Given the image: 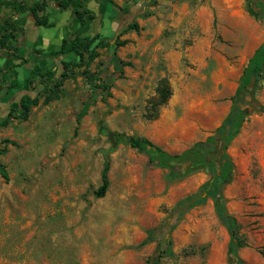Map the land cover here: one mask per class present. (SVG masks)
<instances>
[{"label": "rangeland", "instance_id": "obj_1", "mask_svg": "<svg viewBox=\"0 0 264 264\" xmlns=\"http://www.w3.org/2000/svg\"><path fill=\"white\" fill-rule=\"evenodd\" d=\"M245 5L255 3L245 0ZM87 13L90 17V11ZM146 27L160 36L154 44H165L162 38L173 32L158 20ZM240 29L246 39L223 40V34ZM134 31L118 34L114 40L93 36L104 42L126 41L115 50L117 66L109 61L105 43L95 49L96 56L88 64L73 66L53 91L44 88L52 87L54 80L29 75V89L40 86L34 92L40 93L38 103L25 120L10 118L0 127V142L8 141L0 151V164L7 174L6 178L0 175V264H146L160 252L159 264H237L229 261L228 234L210 198L189 209L176 223L170 219L163 225L176 201L194 192L208 178V171L169 183L165 169H155L145 152L122 141L124 135L138 136L137 124L158 112L156 88L161 80L169 84L162 76L153 95L139 96L132 103L115 98L114 91H126L114 83L118 78L128 79L124 68L139 69L148 63L151 68H162L160 57L152 61L153 46L134 61L132 52L138 41L129 37ZM211 31L216 41L210 43L236 58L238 50L247 48L249 55L263 41L264 19L250 15L241 28L214 23ZM191 43L190 39L182 42L185 46ZM182 62L188 73L196 67L187 57ZM103 67L111 94L104 98L92 90L102 83L96 75ZM9 86L16 88L12 83ZM3 88L0 81V92ZM256 97L264 104V79ZM7 113L1 105L0 116ZM109 130L119 136L114 148L107 138ZM108 149L117 156L106 193L96 197L93 190L101 182L102 150ZM227 153L233 172L222 194L244 242L238 254L247 264H264L263 113L254 112L245 119ZM150 230L151 239L144 243ZM167 236L172 241V256L164 253Z\"/></svg>", "mask_w": 264, "mask_h": 264}, {"label": "crops", "instance_id": "obj_2", "mask_svg": "<svg viewBox=\"0 0 264 264\" xmlns=\"http://www.w3.org/2000/svg\"><path fill=\"white\" fill-rule=\"evenodd\" d=\"M72 1L62 8L58 0H0V37L9 36L5 46H0V81L4 87L0 92V106L4 105L5 111L14 107L24 92L18 89H29L32 70L37 67L54 70L61 62L75 59V52L68 49L74 36L99 35L114 40L122 26L135 21L139 33L134 31L129 36L138 41L132 52L134 61H139L146 49L153 46L152 61L160 57L162 68H151L149 63L139 69L124 68L128 79L118 78L114 83L126 91H114L115 98L132 103L139 96L153 95L156 81L162 76L168 78L171 87V94L160 106L158 116L137 124V135L170 154H179L214 133L230 109V98L243 68L259 45L249 55L247 48L238 50L234 58L218 44L210 43L216 41L212 25L241 28L250 17L245 0ZM33 8L39 9L34 12ZM142 12L150 14L144 17ZM157 20L161 26L173 30L162 38L163 45L154 44L160 41V36L146 27ZM194 28L199 31H189ZM239 31L227 32L222 38L246 39V33ZM189 39L190 45L182 44ZM182 57L196 66L189 73ZM11 83L16 88L10 87ZM132 89L136 91L133 93ZM116 156V151L109 152L108 178Z\"/></svg>", "mask_w": 264, "mask_h": 264}, {"label": "trees", "instance_id": "obj_3", "mask_svg": "<svg viewBox=\"0 0 264 264\" xmlns=\"http://www.w3.org/2000/svg\"><path fill=\"white\" fill-rule=\"evenodd\" d=\"M253 1L255 6L247 5L248 13L254 17L264 19V0H252V2ZM72 2V0H58V3L62 8L68 6ZM38 9L39 8H33L32 11L36 12ZM149 14L150 13L148 12L141 13L144 17ZM138 29V23L131 21L120 28L119 35L127 30L137 31ZM7 40H9V36L3 34L0 39V45L4 46ZM125 42V40H117L116 42L111 43L109 40L104 42V40L97 37L82 38L80 36H74L70 39L68 49L75 52L76 59H69L65 62H61L60 66L57 68L60 69V71L47 68L43 72L37 67L32 70L30 74L31 76H45L54 80L52 87L46 86L44 88V90L53 91L54 89L59 88L61 80L69 75V70L73 66H79L82 63L88 64L93 60L96 56L95 49L101 44L106 43L109 61H111L114 66H117L118 61L115 56V50L117 46L123 45ZM65 43L66 42L63 44ZM85 54L87 57L86 59H83ZM104 70L103 67V70L96 75V79H99L102 83L94 85L92 88L93 92L100 93L102 98L111 95L109 92L110 83L103 76ZM263 79L264 39L249 57L246 66L242 70L234 94L230 98L231 105L227 115L214 130V133L206 137L205 140L194 142L190 147L186 148L179 154H170L144 137L124 135L122 139L123 142L128 143L132 148H135L140 152H145L148 155L149 163L152 166L165 169L166 172L164 177L169 183L182 179L197 171H208V178L202 182L194 192L176 201L170 210L169 216L163 222V225L169 224L170 219H174L173 223H176L189 209L204 204L206 200L210 198L213 202L215 215L228 234L227 252L229 255V261L231 262L235 260L237 264L247 263L238 254L239 248L244 246L243 239L238 234L239 224L235 217L227 211L222 194V188L231 182L233 172V165L227 153V147L230 141L239 133L242 124L250 114L254 112L264 114V104H262L256 97V92L259 90L260 83ZM156 93L158 94V98L155 100V104L160 107L167 102L171 94V87L166 80L160 81V84L156 88ZM39 94H34L33 88L25 89L15 106L9 109L7 115L5 117L0 116V127L5 126L10 118L16 117L25 120L28 117L31 107L38 103ZM49 99L50 98H46L45 101H49ZM158 113L159 109L153 118H156ZM81 115L82 114L78 115V121L81 118ZM7 142V140L0 142V151L5 149L2 144L6 145ZM147 145H150L151 149H147ZM112 150L113 149H108L103 153L104 160L100 174L101 182L99 186L93 190V194L96 197L104 196L109 187V152ZM0 175L4 178L7 177L6 171L1 164ZM173 223H171V225H173ZM151 232L152 230L148 232L144 243L151 239ZM163 242L164 253L168 256H172L173 251L171 249L172 241L170 236L164 238ZM160 253L148 258L146 264H159V259L162 257Z\"/></svg>", "mask_w": 264, "mask_h": 264}, {"label": "water", "instance_id": "obj_4", "mask_svg": "<svg viewBox=\"0 0 264 264\" xmlns=\"http://www.w3.org/2000/svg\"><path fill=\"white\" fill-rule=\"evenodd\" d=\"M39 88H40V86L38 85V86H36L35 88H34V92L35 93H37L38 91H39ZM117 133L116 132H114V131H107V138L109 139V141L111 142V147L112 148H114L116 145H117V143H118V140H117ZM146 148L147 149H151V146L150 145H147L146 146ZM153 149V148H152Z\"/></svg>", "mask_w": 264, "mask_h": 264}, {"label": "bare ground", "instance_id": "obj_5", "mask_svg": "<svg viewBox=\"0 0 264 264\" xmlns=\"http://www.w3.org/2000/svg\"><path fill=\"white\" fill-rule=\"evenodd\" d=\"M219 117V116H218ZM62 231V230H61ZM64 233V232H63ZM67 233V232H66ZM65 235H67V234H65ZM68 237V236H67ZM62 238V237H61ZM68 239V238H67ZM68 242V241H67ZM69 243V242H68ZM66 251V250H65Z\"/></svg>", "mask_w": 264, "mask_h": 264}, {"label": "flooded vegetation", "instance_id": "obj_6", "mask_svg": "<svg viewBox=\"0 0 264 264\" xmlns=\"http://www.w3.org/2000/svg\"><path fill=\"white\" fill-rule=\"evenodd\" d=\"M116 138H119V136H117Z\"/></svg>", "mask_w": 264, "mask_h": 264}]
</instances>
